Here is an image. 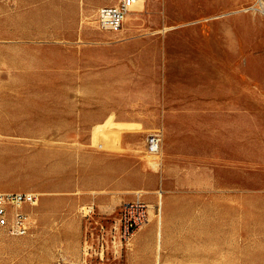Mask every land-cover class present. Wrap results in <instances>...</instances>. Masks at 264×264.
<instances>
[{
	"label": "rangeland",
	"instance_id": "1",
	"mask_svg": "<svg viewBox=\"0 0 264 264\" xmlns=\"http://www.w3.org/2000/svg\"><path fill=\"white\" fill-rule=\"evenodd\" d=\"M73 1L52 0L51 14L0 0V193L38 196L22 207L25 235L0 227V264H123L120 204L88 151L111 115L139 127L138 190L156 161L158 190L166 167L168 204L196 208L214 255L264 264V15L241 12L256 0H147L117 34L95 29L93 7L118 0H82L80 31ZM167 119L164 162L145 139ZM95 135L118 149V136Z\"/></svg>",
	"mask_w": 264,
	"mask_h": 264
},
{
	"label": "crops",
	"instance_id": "2",
	"mask_svg": "<svg viewBox=\"0 0 264 264\" xmlns=\"http://www.w3.org/2000/svg\"><path fill=\"white\" fill-rule=\"evenodd\" d=\"M82 2V0H74L70 6V11L73 13V30H77L78 27V12ZM38 4L39 10L42 12L49 11L52 14L58 11L52 0L50 4L39 0ZM115 4L116 2H112V5ZM99 7L102 6H94L93 8L97 10ZM81 28L82 25H79L77 31H80ZM135 128L139 127L133 125V122L123 119L113 122L111 115L104 123L94 126L93 137L89 139L88 148L92 155L90 157L91 165L95 163L94 159H99L97 161L100 162L97 171L100 174V179L105 181L104 186L110 190L113 205L120 204L121 206L124 203L131 202L136 198L137 193H139L141 200L143 195L155 197L153 202L142 200L148 207V221L134 234L127 245L121 246L120 251L116 249V253H122L123 264H249L243 253L240 257L230 256L228 253L225 254V257H222L218 253L219 250H217L214 255V242L207 237L210 232L204 234L202 222L198 221L194 215L196 212L195 207L188 205L178 210L180 207L168 204L170 196L165 182L169 180V176L165 170L166 167L161 172V189L158 190L155 175L158 163L149 159L147 164L151 172L146 175L143 190L137 189L140 174L136 163V154L133 153V144L140 135L138 134L139 130ZM161 128L159 131L162 136L161 157H163L164 162H167L169 155L167 149L172 145L170 134L173 128L170 126L168 119L165 120V123L162 122ZM100 131L108 135L110 139H116L118 136L116 145L120 151H117L116 148L104 149L100 144L94 146L92 138L95 142V134ZM90 172L93 173L94 169H90ZM157 202L159 206L157 213H155L153 204ZM175 212L187 213L188 216L176 220L177 217L170 216L171 213Z\"/></svg>",
	"mask_w": 264,
	"mask_h": 264
},
{
	"label": "built area",
	"instance_id": "3",
	"mask_svg": "<svg viewBox=\"0 0 264 264\" xmlns=\"http://www.w3.org/2000/svg\"><path fill=\"white\" fill-rule=\"evenodd\" d=\"M147 0H118L115 5L99 7L94 15L95 28L104 33H118L127 16L136 5H143ZM162 136L160 132H153L145 139V151L148 155L156 156L161 150ZM38 196L33 193H0V227L7 228L12 236H23L27 233L30 218L23 212L24 205L35 206ZM89 213V211H88ZM148 221V207L136 198L120 206L119 224L114 227L115 235L112 243L116 245L117 238L121 246L127 245L134 234ZM117 236V237H116Z\"/></svg>",
	"mask_w": 264,
	"mask_h": 264
},
{
	"label": "bare ground",
	"instance_id": "4",
	"mask_svg": "<svg viewBox=\"0 0 264 264\" xmlns=\"http://www.w3.org/2000/svg\"><path fill=\"white\" fill-rule=\"evenodd\" d=\"M256 4H257V6L253 5V6L249 7V8H244V9H242L241 12L247 13L249 10H252V11H258V12H260V14L264 15V0H256ZM138 7H140V5L134 6L132 11H135V9L138 8Z\"/></svg>",
	"mask_w": 264,
	"mask_h": 264
}]
</instances>
